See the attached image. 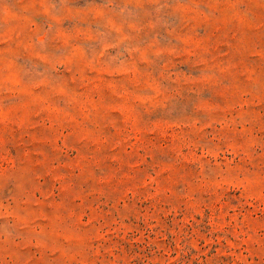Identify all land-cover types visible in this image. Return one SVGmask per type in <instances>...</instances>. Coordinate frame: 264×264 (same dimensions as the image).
Masks as SVG:
<instances>
[{"label": "rangeland", "instance_id": "rangeland-1", "mask_svg": "<svg viewBox=\"0 0 264 264\" xmlns=\"http://www.w3.org/2000/svg\"><path fill=\"white\" fill-rule=\"evenodd\" d=\"M0 264H264V0H0Z\"/></svg>", "mask_w": 264, "mask_h": 264}]
</instances>
